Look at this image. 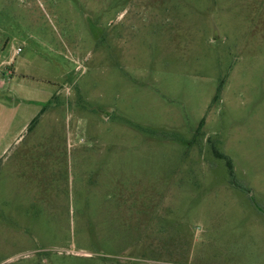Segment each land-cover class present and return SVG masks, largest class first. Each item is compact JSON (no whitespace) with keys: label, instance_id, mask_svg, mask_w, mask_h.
Listing matches in <instances>:
<instances>
[{"label":"rangeland","instance_id":"rangeland-1","mask_svg":"<svg viewBox=\"0 0 264 264\" xmlns=\"http://www.w3.org/2000/svg\"><path fill=\"white\" fill-rule=\"evenodd\" d=\"M3 149L0 264H264V0H0Z\"/></svg>","mask_w":264,"mask_h":264},{"label":"crops","instance_id":"crops-1","mask_svg":"<svg viewBox=\"0 0 264 264\" xmlns=\"http://www.w3.org/2000/svg\"><path fill=\"white\" fill-rule=\"evenodd\" d=\"M36 110H30V114H29V116H27L29 119H31L37 112H35ZM26 117V116H25ZM27 123L25 122L24 124H23V126H22V128H21V131L22 130H27ZM28 129H29V127H28ZM21 136H19L18 138H16L15 139V143L19 140V138H20ZM0 151H2V150H0ZM9 150H5V149H3V151L2 152H0V156L1 155H3L4 153H6V152H8Z\"/></svg>","mask_w":264,"mask_h":264},{"label":"trees","instance_id":"trees-1","mask_svg":"<svg viewBox=\"0 0 264 264\" xmlns=\"http://www.w3.org/2000/svg\"><path fill=\"white\" fill-rule=\"evenodd\" d=\"M214 100H217V95L214 97ZM37 120V117L35 119H33L32 122L36 121ZM220 157H222V155H219ZM224 157V156H223ZM227 162V165L229 166V168L231 169V163L229 160L226 161Z\"/></svg>","mask_w":264,"mask_h":264}]
</instances>
